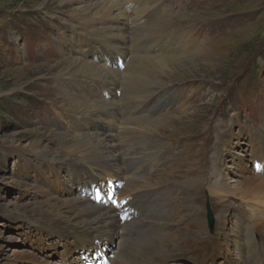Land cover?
<instances>
[{
	"label": "rangeland",
	"instance_id": "obj_1",
	"mask_svg": "<svg viewBox=\"0 0 264 264\" xmlns=\"http://www.w3.org/2000/svg\"><path fill=\"white\" fill-rule=\"evenodd\" d=\"M77 4H62L61 0H0V264H37L36 260L48 259L38 245L37 232L31 223L35 221V207L45 200L39 191L45 189L39 178L40 164L30 149L34 141L40 140L42 146L55 153L70 156L77 153L63 151V139H72L78 130L93 131L97 134L94 140L100 146V152L109 151L114 142L115 151L112 153L116 158L124 157V146L119 144L121 140L112 142L105 137L107 131L96 122L98 117L93 116L94 121L90 122L98 124V133L88 124L89 129L82 125L78 130L70 127L74 121L70 116L77 111L71 106L70 98H75L81 90L80 75L88 74L66 78L60 74L66 75L61 72L66 69L79 72L72 61L80 56L83 57L80 59L114 70L113 80L117 81L114 87L117 88L122 87L124 72L129 70V62L136 58V54L184 60L181 65L175 62L169 71L154 72V78H159L160 82L151 87L150 90L154 91L134 114L139 122L161 119L157 123L160 129L145 126L143 138H137L135 149L143 147L157 152L154 161L148 159L149 162L137 173L154 183L152 189L155 192L150 195L158 198V205L162 204L164 209L161 211L153 204L154 198L148 205L147 196H139L133 201L136 205L131 209V216L148 217L150 213L154 215L151 208H158L155 221H162L166 228H170V233L140 238L137 242L132 240L137 235L125 237L120 230L107 233L109 238L98 233L106 236L108 243L112 242L110 248L113 250L122 245L126 251L132 247L140 248L142 253L136 254L135 250L131 253L142 260L145 253L155 254L160 248L165 252L166 247L177 251L175 232L183 230L187 235L183 240L186 241L189 235L201 236V232L205 233L203 231H212L214 226L210 228L208 225V208L216 217L222 214L224 206L244 204L242 199H247L240 193H224L225 196L217 190L219 187L215 188L222 179L220 173L216 174L218 162L223 163L220 168L233 185L236 169L237 173L243 172V168L251 173L252 145H264V0H150L138 20H124L122 26L119 25L120 33L111 29L102 32L107 27L114 28L116 24L112 19L86 28L85 23L71 14ZM147 21L162 24V29H152L149 36H132L133 27L136 29ZM78 26L86 29L80 30ZM166 33H172L173 37L164 40L162 36ZM105 39L111 41L103 43ZM134 52L137 53L134 55ZM111 75H106L104 81L108 83ZM97 79L91 77L89 83L99 86ZM108 88L109 91L105 92V87H96L94 95L108 100L106 95L113 96L116 92L112 85L108 84ZM158 96H164L166 101ZM162 101L165 102L163 106ZM146 106L152 108L143 111ZM170 116L174 118L166 119ZM122 119L123 114L119 115V120ZM166 121L171 125L167 126ZM96 139L103 141L100 143ZM218 142L217 148L224 144L223 152L217 150ZM65 166L53 167L58 173L55 178L62 182L54 195L61 200L68 197L65 191H70L72 185ZM47 169L45 167V173ZM50 174L49 179L55 187L57 184L51 171ZM108 181L100 182L102 200L114 205L104 194L109 191ZM74 195L84 196L80 192ZM117 197L123 202L124 195ZM233 209L232 206L226 218V228L218 231L222 249L213 256L214 264H225L228 241L230 255L237 257L231 239L239 221L236 222L238 214L233 213L236 212ZM258 210L264 220L263 203L258 205ZM159 214L164 216L158 218ZM67 217L62 212L59 221L75 227L77 222ZM248 224L243 223L245 247L241 250L246 263H249L251 244L256 241V232L252 231L256 224H251L247 230ZM58 241L57 251H53L57 253L50 257L52 262L49 263L67 264L62 257L65 246ZM258 258L261 263V257ZM179 264H192V261L184 257Z\"/></svg>",
	"mask_w": 264,
	"mask_h": 264
},
{
	"label": "bare ground",
	"instance_id": "obj_2",
	"mask_svg": "<svg viewBox=\"0 0 264 264\" xmlns=\"http://www.w3.org/2000/svg\"><path fill=\"white\" fill-rule=\"evenodd\" d=\"M149 1L150 0H61V3H78L71 9V14L79 21L85 23L86 28L90 25L91 27H94L95 23L112 19L114 24H116L113 26L114 28L107 27L102 30V32L111 29L112 31L116 30L120 33L121 27L119 25L122 26L124 20H138L141 11L144 7H147ZM161 27L162 24L159 26L157 22L147 21L140 24L136 29L133 27L132 36L141 37L148 35V33H151L152 29L160 30L162 29ZM78 28H80V30L86 29L81 26H78ZM91 31L92 29L89 33H91ZM171 34L172 33H166L162 38L164 40H169L173 37ZM99 35H101V32H99ZM110 41V39H105L103 40V43L108 44ZM136 53L137 52H134V55ZM136 55V58L129 62V70L124 72L125 81L122 83L124 86L120 83L122 86L121 88L114 87L117 83V81L113 80L115 78L114 70L107 69L101 64L89 62L87 59H80L83 58L82 56H80L79 59L72 61L77 65L79 72H68L67 69L61 71L66 74H60V76L64 78L73 77L74 74H88L80 75L79 78L82 79L81 90L76 94L75 98L71 97V101L69 100L72 104L71 106L77 108V111H73V115L70 116L71 119L74 120L72 125H70L71 129L78 130L79 126L82 125L87 129H95L98 133V124L90 123L91 121H94L92 117L96 116L100 120L102 119V123H100L99 119L96 120V122H99L100 127L102 125L104 126L105 131H107L105 137L110 138L112 142L116 141L115 139H118L119 141L121 140L119 144H123L122 146H124L125 154L123 153L124 157L116 158V155L112 153L115 151L113 149L114 142L111 149H108L109 151L106 152L101 150L100 152L98 150L100 146L94 140V137H96L97 134L93 131L78 130L74 132L72 139L69 138V140L65 141L63 139L61 142V148L63 151L77 153L70 156L60 154L59 152L55 153L53 149L42 146L40 140L34 141L30 146V149L34 151L32 153H35L34 155L38 158L37 161L40 164V167H38L39 178L42 180L45 189H39V191L44 195L45 200L38 207L36 206L35 209L33 208L34 212H36L34 217L35 221H32L31 223L34 225L37 232L36 236H38V245L41 247V250L45 252L44 255L48 258L42 261L36 260L37 264H50L52 262L49 259L57 253L53 251H57L56 248L59 244L58 240H61V243L65 246V250L62 252V257L67 264H86V261L83 260L86 256L91 257V260H87L88 262L92 261L91 264H179V261L182 262L184 257H189L192 264H214L213 256L219 254L220 249H222V243H220L219 240L220 232L218 231L223 227L226 228V218L228 217V214H230L229 212L232 210V206L234 208L233 210L236 211L233 213L238 214L237 216L234 215L237 217V219L235 218L236 222L239 221L238 229L233 233L231 239L237 257H234L235 255H230L228 241L225 249L227 253L225 264H264V220H262L263 215L261 211L258 210V205H260V203H263L264 205V145L258 147L252 145L250 156L251 173H249L246 168H243V172L237 173L236 171L238 169H236V179L234 180L233 185L229 184L220 168L223 163L220 164V162H218L219 168L216 170V174L220 173L219 175L222 178L220 180L222 182L219 181L216 183L215 188L219 187L217 190L221 191L225 196L229 193L233 195L240 193V195H242L241 197L246 195L247 199H245V197L242 199L243 201H241V203L244 202V204L224 206L220 216L217 215L216 217H212L210 228H213V226L214 228L210 231L211 233L203 231L205 233L201 232V236L189 235V238L185 241L183 239L187 235L183 230H180L179 232H175L176 237L174 242L175 245L179 247L177 251L171 249L168 250L166 247L165 252L164 248H160L155 254L145 253L146 255L142 260H139L136 256V254H140V248L134 249L132 247V249L129 248V251L128 249L127 251L126 249L124 250L123 245L117 250L110 248L112 242L110 241L108 243L107 237L109 238V236H107V233L111 232L114 234L116 233V230H120V233L125 237H130V234L137 235V237L132 238L135 242L140 238L146 239L150 237H160L161 235L167 236L170 233V228H166L167 226L165 227V224L162 221H155V219H157L155 213H158V208H151L150 211H152L154 215L150 213L148 217L143 216L142 218H137L131 216V209L136 205V203L133 202L134 199L139 196H147L148 205H150L152 204L151 198H154V195L150 194L155 192V190L152 189L154 183L142 178V176L138 174L139 172L137 173V170L139 169L141 171L142 166L149 162L148 159L154 161L153 158L157 152L151 151L150 149L146 150L143 147H141V150H136L135 147L138 143L137 138L142 137V132L147 127L149 129H156V127L157 129H160L157 123L161 120L139 122L138 118L134 117V114L135 112H138V109L146 101V97L154 91L150 90L152 89L151 87H154L153 85L160 82L159 78H154V72L163 73L169 71L175 62H178V64L181 65L184 60L178 57L170 58L169 60L164 57H145L138 54ZM67 73H70L71 75H67ZM108 74H112V79L107 83L104 79ZM91 77L98 78L97 84L99 86L89 83V78ZM108 84L112 85V89L116 91L113 96L109 94L106 95L108 100H103L100 96L94 95L93 91L96 87H105V92L109 91ZM120 89L121 91H119ZM130 92L132 93L131 95H129ZM99 93L101 94V92ZM117 93L120 95L118 96ZM158 97H161V99L166 101L164 96ZM164 101H162L161 106L165 104ZM114 108L115 111L113 110ZM151 108V106L148 108L146 106L143 111H149ZM121 114H123V119L119 120V115ZM168 118H174V116L167 117L166 119ZM160 124L164 125V123ZM166 125L169 126L171 123L166 121ZM101 133L105 132L102 131ZM55 136L57 137V135ZM99 141L101 143L103 140L101 139ZM218 144L219 142L216 144V148ZM217 150L223 152L224 144L221 145L220 148H217ZM22 154H24L23 150ZM55 154L60 155L55 156ZM221 155L222 153H220V156ZM46 163L52 164L53 166L51 167ZM121 163H124V166L121 167ZM63 165H66L64 167L68 173V176L67 173L66 176L69 178L72 185L70 186V191H65L68 197L61 200L59 199V196L57 197L54 195V191L57 190V187H59L62 182L55 178L56 175L58 176V173L53 167L56 168L58 166V168H60ZM45 167L48 168L46 173L44 172ZM49 168L53 174L52 177H54L53 179L57 184L55 187L49 179L51 177ZM153 169L156 168L153 167ZM104 179L110 180L112 184H115V182L121 184L119 186L120 188L117 187L116 190L117 194L124 195L125 197H123L121 205H109V203L103 200L97 201L94 196L87 195L93 187H102L100 182ZM144 188L146 190H144ZM76 192L83 194V198H80L79 196L76 197L74 195ZM248 199H250L252 203L249 202ZM153 202V204L161 208V211L164 209L162 204L158 205V198H154ZM62 212H65L68 215L67 219L77 222V227H69L67 224L61 223L59 217ZM120 215L122 217L126 216V219H121ZM161 216L164 215L159 214L158 218ZM132 219H135V221L131 222ZM123 222L124 224H122ZM243 223H250L247 226V230L250 229L249 227L251 224H256V228L253 230L251 229L254 233L256 232V241L251 244L252 251L249 256V263H246V260L241 256V250L245 247L242 235L245 229ZM89 228H92L95 231ZM258 229H260V233L258 232ZM98 233H103L107 237L101 234L98 235ZM124 247L126 248V246ZM132 250H135L134 252L136 254L131 253ZM98 251L100 254L95 255ZM93 252H95V254H93ZM28 256L34 258L31 254ZM259 256L262 259L261 263L258 258ZM104 258L106 259L104 260ZM235 259H237V261Z\"/></svg>",
	"mask_w": 264,
	"mask_h": 264
},
{
	"label": "water",
	"instance_id": "obj_3",
	"mask_svg": "<svg viewBox=\"0 0 264 264\" xmlns=\"http://www.w3.org/2000/svg\"><path fill=\"white\" fill-rule=\"evenodd\" d=\"M212 213H211V211L208 209V211H207V219H208V223H209V226H210V224H211V222H212Z\"/></svg>",
	"mask_w": 264,
	"mask_h": 264
},
{
	"label": "snow or ice",
	"instance_id": "obj_4",
	"mask_svg": "<svg viewBox=\"0 0 264 264\" xmlns=\"http://www.w3.org/2000/svg\"><path fill=\"white\" fill-rule=\"evenodd\" d=\"M121 219H126V216H124V217H121Z\"/></svg>",
	"mask_w": 264,
	"mask_h": 264
}]
</instances>
